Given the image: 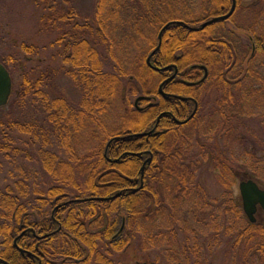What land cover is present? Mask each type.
I'll list each match as a JSON object with an SVG mask.
<instances>
[{"label": "trees", "instance_id": "obj_1", "mask_svg": "<svg viewBox=\"0 0 264 264\" xmlns=\"http://www.w3.org/2000/svg\"><path fill=\"white\" fill-rule=\"evenodd\" d=\"M35 1L44 4V11L52 13L43 14L40 22L45 26L48 23L56 27L54 30L58 31V36L55 43L63 50L64 63L68 66L65 75L80 91L81 100L74 106L67 103L64 97L48 99L41 89L43 76L33 83L29 77L24 78L21 84L22 94L19 97L24 101L34 92L33 96L39 100L38 106L45 112V116L41 115V123L44 125L32 128L25 124L9 123L7 130L34 136L35 153L39 164L58 185L50 186L46 191L33 190L29 185L30 173L27 171V166L17 164L13 156L6 157L9 160L10 170L0 179L10 183L0 188V259L8 264H38L36 259L41 260V264H55L54 261L58 258L64 260L65 264H111L110 260L101 255L99 249L97 250L96 242L107 241V247L115 252L130 251V257L135 263L136 251L141 250L142 245L144 247L147 243L148 247H152L159 240L152 237L156 233H148L147 239L140 241L139 237L131 233V223L143 221V225L155 224L160 216L168 220L172 233L177 231L175 229L177 226L184 229L192 226L186 229L187 231L192 229L191 233L197 227L218 233L220 225H212L213 222L210 221L208 223L210 228L206 227L201 221L204 219V210L200 212L194 210L195 204L202 203L204 207L208 204H204L205 199L200 196L201 190L196 184L197 169L203 163L210 168L221 169L219 182L227 186L225 190L227 197L223 198L227 207L223 212L224 216H233L234 221L231 226L224 227L226 244L234 248L236 253L237 248L233 242H239L241 252L240 255L237 253V258L239 257L243 264L248 257L256 259L258 264H264V229L247 222L241 211L239 199L235 198L232 201L229 196L230 192L227 189L237 183L238 177L236 173H230L229 160L218 146L214 147V151L203 149L199 150L202 152L199 155H189L190 141L179 137L178 128L175 126H172L170 133L163 137L155 135L127 137L128 134L143 133L152 127L159 113L156 107L150 108L143 114L133 109L132 117L126 120L125 126L129 127L120 133L108 134L105 131L104 124L112 120L111 110L117 104L123 77H130H128V86L132 83L144 86L153 78L156 71L147 66L146 59L156 47V38L146 51L143 60L134 61L137 57L135 52L138 53L141 48L140 40L148 38V32L145 35L141 27L145 25L150 29L156 26L159 32L166 23L175 21L169 18L157 26L158 16L154 13L157 10L159 13L169 11L168 4L174 3L175 0H153V5L148 7L143 6L140 0H98L94 18L82 23L75 22L74 14L71 11H64L61 7L62 3L58 0ZM210 1L212 5L216 4L211 16L225 14L230 7L229 0ZM65 2L69 4L68 1ZM257 7L256 5L250 7L251 26L258 25L259 20L264 21V9ZM60 23L67 28L58 29ZM184 24L190 25L186 22ZM263 27L260 28L259 39L245 27L237 29V34L251 37L250 44L254 47V51L250 53L249 49V54L246 55L248 52H244L241 48L240 60L232 63V57L230 59L221 57L219 39L208 40L207 32L212 28L207 27L203 32H194L184 26L172 24L163 31L161 46L151 57L150 63L156 68L169 67V71L172 65L180 72L187 71L191 81L197 80L198 71L191 67L204 66L208 71L209 79L212 73L216 75L217 84L214 86L222 93V100L241 106V109L242 104L248 108L259 106L261 112L256 122L259 133L264 137V61H254L258 55L264 56ZM122 35L123 39H130V43L125 45L124 40L120 39ZM20 50L28 55L33 53L31 47L24 45L20 46ZM225 70L232 73L231 76L242 79L228 78L226 83L222 82L220 73ZM132 71L135 75H131ZM241 80L250 82L247 86L241 87ZM180 113L182 115V112ZM221 116L220 131H225V127L233 124L230 123V117L224 114ZM196 119L197 113L192 120L181 127H187ZM85 124L94 126L95 138H103L98 150L93 151L96 153L93 156L95 167L91 165L86 167L87 163L84 161L78 166L80 162L78 151L67 148L64 144L66 138L75 137L81 132ZM241 124L243 123H238V127H241ZM223 135L227 136L225 132ZM3 137L9 143L13 141L7 134H3ZM239 139L237 134L236 142L240 146L245 145ZM4 142L8 144L7 141ZM257 144L260 145V151L263 147L260 137ZM6 150L5 145L0 144V152L6 153ZM131 153L136 155L133 156ZM245 153L253 160L257 159L256 149L253 148L252 151ZM149 157H151L150 164L144 165L143 187L137 193L131 194L126 187H133L137 183L140 167ZM106 159L119 160L118 164L113 165L116 169L113 168L114 171L110 174H105L112 168V163L107 162ZM62 167L70 171L81 168L84 174L86 172L87 177L83 184L76 183L75 173L70 175L60 173ZM254 168L252 165L251 170ZM3 170L4 168H1L0 173ZM158 183L163 188V194L158 189ZM71 191L75 193L72 194ZM118 193L120 196L113 200H91L113 197ZM179 205L181 207L188 205V207L179 209ZM53 211L54 217L61 225L58 233H55L57 223L50 219ZM191 213L194 214L191 217L194 220L189 224ZM208 215L211 216L210 210ZM95 216L108 224L101 233L90 234L85 230L83 222ZM122 224L123 229L119 232ZM233 224L240 226L236 233H234L236 225ZM29 228L36 232V236L45 235L47 238L37 240L35 235L25 232L16 240L17 246L28 252L22 256L14 248L13 241ZM142 229L140 225L138 230ZM179 230L183 232V229ZM235 235H237L236 241H234ZM162 237L161 233L160 241L165 243L166 240ZM231 254H234L232 249L227 251L228 256ZM144 262V264L148 263L146 260Z\"/></svg>", "mask_w": 264, "mask_h": 264}, {"label": "rangeland", "instance_id": "obj_2", "mask_svg": "<svg viewBox=\"0 0 264 264\" xmlns=\"http://www.w3.org/2000/svg\"><path fill=\"white\" fill-rule=\"evenodd\" d=\"M66 1L69 2L68 5L66 4L65 0H58V2L62 3L60 4L64 11H71L74 14L75 22L82 23L94 18V12L98 0ZM152 1L153 0H140L141 4L146 7L152 6ZM173 2L174 3L172 4L171 2L168 4L169 11L167 12L164 11L163 13H159L158 10L157 12L154 11V13H156L158 16L157 26L161 22L172 18L175 20V22H186L187 24H190L191 27L197 28L199 25L214 17L211 15L216 9V4L212 5L210 0H175ZM235 2L236 5L234 11L226 21L217 22L208 26L209 28H212L207 32L208 40H218L223 37L226 30H237L238 28L243 27L249 29L255 38L259 39L261 37L260 28L264 26V21L259 20L258 25L253 24L251 26L249 23L250 19L252 18L250 7L252 5H256L258 6L257 8L264 9V0H235ZM43 6L44 4H41L35 0H0V64L4 65L10 73L12 82V91L8 104L4 108H0V144L5 145L7 148L6 153L0 152V169L4 168L2 173H0V178L8 170H10V166L8 167L9 160L6 159V157L9 158V156H13L15 157L17 164L19 163L21 166H27V171L30 173L29 185L30 187H33V190L37 189L38 191H46L50 186H55L58 184H56V182L39 164L35 153V140L33 139L34 136L30 134H20L15 131L8 132L7 130L9 123L25 124L31 126L32 128L43 124L41 123V115L45 116V112H43L42 108L38 106L37 102H39V100L33 96L34 92H32L29 97H27V99L25 98L23 101L21 97H19V95L22 94L21 91L23 88L21 84L25 77H29V80L33 83V81H36L37 79L41 78V76H43L44 82L41 86V89L46 98L49 99L53 97H64L67 103L74 106L77 105L81 100L80 91L75 86L74 82L67 75H65V71L68 66L64 63L65 58L64 54L62 53L63 50L55 43V39L58 36V31L54 30L56 27H52L48 23L45 26L44 23L40 22L42 18L41 16L43 14L48 15L49 13L48 11L43 10ZM230 9L231 4L226 10L225 14H219L215 17L226 15ZM57 28L65 30L67 27H64L63 24L60 23L58 24ZM141 28L145 35L148 32V38L146 40H140L141 48L138 53L135 52L137 57L134 61L137 62H141L143 60L146 51L158 34V29L156 26L149 29L147 26L143 25ZM206 28H204L202 32ZM239 36L242 38V40L240 41V45L237 44V46L240 49L242 48L244 52H248L246 53L247 55L249 54V47L251 46L250 42L248 41L249 37H243L241 35ZM120 39L124 40L125 45L126 43H130V39H123V35L120 37ZM21 45H24L28 48L31 47L33 50L32 55L21 52ZM254 61L262 62L264 61V56L258 55ZM107 67L105 68L108 69ZM158 72L160 71L155 72L153 78L149 79V81H147L148 83L146 82L144 86L141 84L137 86L135 83L129 84L128 86L129 76L123 77L121 87L119 89L117 104H115L112 108L113 110H111L112 120L109 123L104 124L106 133H120L129 127L125 126L126 120L130 118V116L132 117L134 101L138 97L142 98V100H140L137 104L139 108H143L148 103H153V101L158 99L155 97L153 98V93H156V88L159 82ZM131 73V75H135L134 71ZM215 77L216 75L212 73V77L208 79L207 82L201 84L197 91L193 93L194 98L197 100L199 105L196 121L184 128L177 126L178 133H176L179 137H182V139L190 141L191 148H189V155H199L202 153L199 150L203 149H207V151H214V147L218 146L222 153H224L229 160L230 166H228L230 167L231 174L237 173L242 175V173H246L249 177H253V179H257L259 182L264 184V137L259 133V126L256 122L258 121V116L261 112L258 109L259 106H255V108H248L245 104H242L241 109V106H235L227 100H222V93L218 92L214 86L217 84ZM242 81L243 80H241V82ZM241 82L240 86L242 87L244 85L247 86V84H249L248 82L250 81L246 80L242 83ZM162 93L164 94L163 91ZM180 100H182V98ZM173 114L176 115L175 112H173ZM222 114L230 117V123L233 124L230 127H225V131H220ZM236 117L238 119H242L236 121L238 120ZM154 121L155 122L153 125H151L152 127L148 130H145L148 132L128 135L132 136L136 134H143L142 137H147L149 135L160 134V131H157L158 123L156 122V119ZM238 123L243 124H241V127H238ZM46 125L47 124H45V127ZM224 132L227 136L223 135ZM3 134L9 135L13 141L9 143L8 140L4 139ZM237 134L240 138L239 141L244 142L245 145L240 146V144L236 142L235 136ZM95 137L96 130L94 129V126L92 127L90 124H85L82 127L81 132H78L75 137L65 139L64 144L67 148L78 151L80 161L78 162V166H81L80 164H82V161H84L87 163L86 167L89 165L95 167L93 166L95 165L93 156H95L96 153H93V151L98 150V146L103 140V138L97 139ZM259 137L263 146L261 147L260 151V145L257 144ZM4 141H7L8 144H5L6 142ZM253 148L256 149L257 157V159L254 160L245 153L246 151H252ZM132 155L134 156L136 154ZM199 159H201V157H199ZM110 163H112V168H110V170L114 171L113 168H116L113 165L118 164L119 160H111ZM252 165L255 167L253 170H251ZM142 166H144V164ZM81 170V168H78L77 170L73 169L70 171L67 168L65 169V167H62L59 171L62 174L68 175H70V173H75L74 178L76 183L78 185H82L87 175H85L86 172L84 174ZM221 171L222 170L219 168H210L203 163L202 166L197 169L196 184H198L200 187V196L205 199L203 200L205 201L204 204L208 203V207H204L202 203L195 204L196 206H194V210L197 212L204 210V215L201 213V215L204 217V219L201 220L202 223L206 224V227L208 226L209 228L210 226L208 223L210 221L213 222L211 223L212 225L217 226L218 224L221 226L220 232H209L207 229L197 227L194 228L193 232L191 233L192 229L189 231L186 229H189L192 226H189L186 229L177 226L175 228L177 231L172 233L168 220L160 216L155 224L143 225V221H135L134 223H131L130 231L134 236L136 235L137 238L139 237L140 241L147 239L148 233H156V235H153L152 237L159 240L156 241L152 247H148L147 243H145L144 247L142 245V247H140L141 250L138 252L136 251L137 259L135 263L130 257V251H128V253H124L122 251L115 252L113 249L107 247V241L96 242L97 250L99 249L101 255L103 254L105 257H107L111 264H144V260L148 261L147 264H243L240 262L239 257L237 258V253L240 255L241 252V246L239 242L236 241L237 235L234 236V241L236 242H233L235 243V248H237L236 253L234 252V248H231L226 244L227 239L224 237V227L230 224L232 225L234 220L232 218L233 216H224L223 209H225L227 205H225L226 203L223 202V198L227 197L225 192L227 186H224V184L219 182ZM157 172L158 174L160 173L158 170ZM158 176L159 175H157V177ZM139 179L140 177L136 178L137 183L133 187L127 186L126 188L129 191L138 189ZM12 182L13 181H11V183ZM8 183L10 182H4L0 179V188L5 187ZM159 185L160 184L158 183V189L163 194V188L161 185ZM227 190L230 192L229 196L231 197L232 201L233 199L237 198V183L228 187ZM71 193L73 194L75 192L71 191ZM57 207H59V205ZM57 207H55V209ZM186 207H188V205L182 207L179 205L178 208L182 209ZM211 207H213V209H211ZM209 210L211 216L208 215ZM193 216L194 214L191 213V216H189L188 220L189 224H191V221L194 220V218L193 220L191 219ZM50 219H52L54 223H57V229L55 230V233L60 232L61 225L56 220V217H54L53 212L50 216ZM83 223L85 230L90 234L101 233L108 224L105 222V220L99 219L96 216L90 220L84 221ZM100 223L102 224L100 225ZM203 224L202 226H205ZM140 225H142L143 229L139 231L138 229H140ZM233 225H236V229H234V233H236L240 226H238L239 224ZM179 229H183V232H180ZM25 232H33L32 234L36 236V232L29 228L20 233L16 238L21 237V234L24 235ZM160 232L163 236L162 239L166 240L165 243L160 241ZM40 237L42 239L47 238L45 235L36 236L37 239ZM15 249L20 253V248L17 246V244ZM231 249L232 253L234 254L228 256L227 251H230ZM25 254H28V252L24 251V254L21 255L24 256ZM30 256L35 257L32 254H30ZM143 257L145 259H143ZM250 258L251 257H248L244 264H258L256 259ZM54 263L65 264L64 260L60 258L56 259Z\"/></svg>", "mask_w": 264, "mask_h": 264}, {"label": "flooded vegetation", "instance_id": "obj_3", "mask_svg": "<svg viewBox=\"0 0 264 264\" xmlns=\"http://www.w3.org/2000/svg\"><path fill=\"white\" fill-rule=\"evenodd\" d=\"M229 1L231 4V0ZM236 31L237 30H232V29L226 30L224 32L223 37L219 39L220 45H221V49H220L221 57H223V59H230L232 57L231 58L232 63L238 62L242 54L241 49L238 48L237 46V44L240 45V41L242 40V38L239 35H237ZM248 41L250 42V36H249ZM249 49H250V53L251 51L252 52L254 51V47L252 45L249 47ZM173 67L175 66L172 65L170 68L171 69L170 71L167 70V71L158 72L159 82L156 88V95H153V98L155 97L158 99L153 101V103H150V104L148 103L143 108L137 109V112L141 114L145 113L147 110H149L153 106H155L158 109L157 111L159 113L156 118V122L158 123L157 131H160V134L155 135L157 137L167 136L170 133L169 131H171L172 126H175L176 128L177 126H179L177 125L176 121L186 120L191 115L194 109V102L196 101L193 93L197 91L198 87L201 84L207 82L209 79V74H207L206 79L203 82L199 83L200 80L203 79L204 73L203 71L198 70L196 74L197 80L191 81L189 80L190 77L187 76L188 75L187 71L180 72L175 67L176 68V73H175V70L173 69ZM231 74L227 70L221 72L220 78L222 82L226 83L228 78H235L239 80L242 79V77L231 76ZM192 84H197V85H192ZM160 86L162 87V91L164 92V94L169 95L168 98L164 99L162 95L158 94V88ZM178 98H182L185 100H180ZM198 108H199V105L197 102V111H198ZM173 112H175L176 115H174ZM180 112H182V115ZM146 132L148 131H145L143 133H146ZM106 161L111 162V160L109 159H106ZM111 172L112 170H108L106 171L105 174H110ZM236 176L238 177L237 173H236ZM242 180L243 178L238 177L237 185ZM255 182L260 190H264V184H262L259 181H255ZM237 199L240 200L239 196H237ZM240 205H241V201H240ZM251 224L264 229V210L259 205L256 206V212L254 214V222Z\"/></svg>", "mask_w": 264, "mask_h": 264}, {"label": "water", "instance_id": "obj_4", "mask_svg": "<svg viewBox=\"0 0 264 264\" xmlns=\"http://www.w3.org/2000/svg\"><path fill=\"white\" fill-rule=\"evenodd\" d=\"M235 5H236L235 0H231V9L226 15L219 16V17H213L210 20H208V21L204 22L203 24L199 25L197 28H190L189 26H186L183 23H178V22H169V23H167L160 30V32L157 35V45H156L155 49L150 53V55L146 59L147 66L150 69H154L156 71H165V70L168 69V68L155 69L150 63L151 57L160 48L162 33L168 26H170L172 24H178V25L184 26L185 28H188L191 31L199 32V31H202L204 28H206V27H208L210 25H213V24H215L217 22L226 21L232 15V13L234 11V8H235ZM192 68L193 69L199 68V69H201L204 72V77H203V79L200 80L199 83L203 82L206 79V76H207L206 68L202 67V66H194ZM174 70H175V73H176V68L175 67H174ZM192 85H196V84H192ZM11 89H12V82H11L10 75H9L7 69L2 64H0V108H3V107H5L7 105L8 101H9V98H10V95H11ZM158 93L162 94L164 98H168L169 97L168 95H165V94L162 93L161 86L158 89ZM140 100H142V98L139 97V98H137L134 101V107L137 108V104H138V102ZM182 100H185V99H182ZM194 105H195L194 106V110H193L192 114L190 115V117L188 119L184 120V121H176L177 125L185 124L186 122H188L193 117V115L195 114L196 109H197L196 102H194ZM139 136H143V134L142 135H140V134L134 135V137H139ZM150 162H151V158H149L146 161L147 164H150ZM243 176L245 178L247 177L246 174H243ZM143 177H144V166H142L141 170H140V179H139L140 185H139V188L131 190L130 191L131 194L137 193L143 187ZM238 192H239V198H240V201H241L243 214L245 215V217L248 219L249 222L253 223L254 222V214L256 212V206L259 205L264 210V190H260L258 188L256 182L252 178L248 177V178H246L245 181H241L239 183ZM119 196H120V193H118L117 195H115V196H113V197H111L109 199H101V198H99V199H96V200H113V199H115V198H117ZM91 200H95V199H91ZM122 229H123V224H122L119 232H121ZM21 236H22V234H21ZM17 239L18 238L14 239V241H13V245H14L15 248H16V240ZM38 239H41V238H38ZM19 251H20V253L22 255L24 254V251H22L20 249H19ZM0 263L1 264H7L5 261H3L1 259H0ZM39 264H40V262H39Z\"/></svg>", "mask_w": 264, "mask_h": 264}]
</instances>
